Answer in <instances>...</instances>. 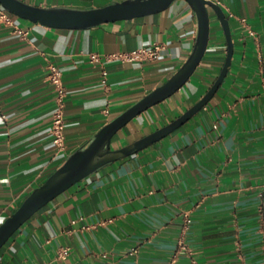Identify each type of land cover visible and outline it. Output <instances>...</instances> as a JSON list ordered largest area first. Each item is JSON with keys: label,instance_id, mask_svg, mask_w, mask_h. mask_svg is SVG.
I'll return each instance as SVG.
<instances>
[{"label": "crops", "instance_id": "0c3cea01", "mask_svg": "<svg viewBox=\"0 0 264 264\" xmlns=\"http://www.w3.org/2000/svg\"><path fill=\"white\" fill-rule=\"evenodd\" d=\"M23 1L90 9L124 0ZM213 1L227 14L235 44L216 95L167 137L105 166L41 209L2 248L0 264H190L188 252L178 253L186 212L193 219L186 241L200 264H264V0ZM13 16L30 32L24 36L0 23V224L107 123L172 77L192 53L199 31L186 0L148 16L83 29ZM211 17L210 44L193 77L127 124L113 148L170 124L212 88L227 61L229 40L213 10ZM156 42L166 48L148 63L91 59L93 53ZM52 64L67 88L62 153L52 134ZM65 247H71L67 259L61 257Z\"/></svg>", "mask_w": 264, "mask_h": 264}, {"label": "water", "instance_id": "95a60500", "mask_svg": "<svg viewBox=\"0 0 264 264\" xmlns=\"http://www.w3.org/2000/svg\"><path fill=\"white\" fill-rule=\"evenodd\" d=\"M176 1L178 0H124L90 9L68 6L39 7L23 0H0V4L9 12L33 22H41L56 28L83 29L155 14L168 9ZM186 1L193 7L199 23L196 44L188 59L165 83L107 123L88 143L72 153L63 165L28 195L24 202L0 224V251L18 230L58 196L105 166L132 156L167 137L187 123L219 91L229 74L235 52L230 20L222 6L213 0ZM212 10L220 18L229 40L227 61L212 88L201 101L170 124L129 145L113 148L114 137L127 124L151 107L172 97L193 77L210 44Z\"/></svg>", "mask_w": 264, "mask_h": 264}, {"label": "built area", "instance_id": "2783aa9c", "mask_svg": "<svg viewBox=\"0 0 264 264\" xmlns=\"http://www.w3.org/2000/svg\"><path fill=\"white\" fill-rule=\"evenodd\" d=\"M0 23L15 26L18 31H20L24 36L29 34V30L19 26L11 12H9L4 7L0 6ZM251 34H255L253 30H250ZM165 45L162 43H154L150 46L140 47L131 51H118L115 53H108L100 55L98 53H93L91 59L93 62H111V61H121L124 63L141 62L148 63L159 59L165 49ZM49 79L55 85L57 98L56 105L53 112V126L52 134L54 137V143L58 147V152L62 153L67 151V123H66V98H67V88L64 83L62 71L54 64L50 66ZM261 219L264 229V184L261 193V205H260ZM185 225L183 233L179 240L178 253L188 252L191 256L190 264H200L199 261L193 257V252L186 241V231L191 225L193 219L190 212H186ZM83 219V217L81 218ZM74 222H77L74 221ZM71 253V247H65L61 251V257L67 259Z\"/></svg>", "mask_w": 264, "mask_h": 264}]
</instances>
